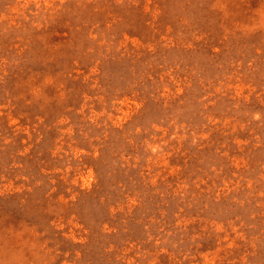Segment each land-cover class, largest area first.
Segmentation results:
<instances>
[{"label":"rangeland","instance_id":"1","mask_svg":"<svg viewBox=\"0 0 264 264\" xmlns=\"http://www.w3.org/2000/svg\"><path fill=\"white\" fill-rule=\"evenodd\" d=\"M0 264H264V0H0Z\"/></svg>","mask_w":264,"mask_h":264}]
</instances>
